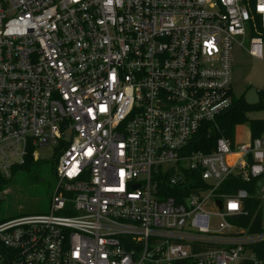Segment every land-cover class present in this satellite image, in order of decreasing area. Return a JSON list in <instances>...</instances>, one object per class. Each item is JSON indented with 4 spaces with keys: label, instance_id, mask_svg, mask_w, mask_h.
<instances>
[{
    "label": "built area",
    "instance_id": "1",
    "mask_svg": "<svg viewBox=\"0 0 264 264\" xmlns=\"http://www.w3.org/2000/svg\"><path fill=\"white\" fill-rule=\"evenodd\" d=\"M246 38L263 58L264 0H0V204L58 158L48 212L0 210V264H264V132L190 149Z\"/></svg>",
    "mask_w": 264,
    "mask_h": 264
},
{
    "label": "rangeland",
    "instance_id": "2",
    "mask_svg": "<svg viewBox=\"0 0 264 264\" xmlns=\"http://www.w3.org/2000/svg\"><path fill=\"white\" fill-rule=\"evenodd\" d=\"M242 41V38H238ZM249 38L243 46L235 43L232 51V92L234 97L243 96L247 102L257 104L260 94L264 91V51L263 58L249 54ZM250 118L264 119L263 107L250 113ZM237 142L249 140L247 124L238 126ZM38 159L30 171H19L7 185L8 193L3 195L0 204L1 217L22 214H37L48 212L51 205L57 177L53 147H37ZM35 160V159H34ZM212 207V206H211ZM215 224V220H213ZM196 249V248H195Z\"/></svg>",
    "mask_w": 264,
    "mask_h": 264
},
{
    "label": "trees",
    "instance_id": "3",
    "mask_svg": "<svg viewBox=\"0 0 264 264\" xmlns=\"http://www.w3.org/2000/svg\"><path fill=\"white\" fill-rule=\"evenodd\" d=\"M264 103V91L260 94V102L257 104H252L246 101V99L241 97H234L233 95V104L232 106L222 113L217 119V126L214 127L210 132L203 128L200 130L192 139L190 143V149L193 150H202L205 152H209L213 150L216 146L217 139L220 136H227L233 143L237 141V128L240 125L247 124L249 127V135L250 138H254L258 135H261L264 132V119H254L250 118L249 115L252 112L258 111L263 107ZM55 161L58 159L55 156ZM37 160H34L33 155L30 153L26 156L25 162L15 165L12 167V171L10 177L5 178L1 181V184L8 185L11 180L16 176V174L21 171H30L32 166L36 164ZM4 181V182H3ZM232 182V183H231ZM228 186V192L233 193L237 189L244 187V184L236 179L235 181H231ZM251 204H256L255 202H251ZM256 230L259 227L255 228ZM174 264H195L192 260H177Z\"/></svg>",
    "mask_w": 264,
    "mask_h": 264
},
{
    "label": "water",
    "instance_id": "4",
    "mask_svg": "<svg viewBox=\"0 0 264 264\" xmlns=\"http://www.w3.org/2000/svg\"><path fill=\"white\" fill-rule=\"evenodd\" d=\"M219 204H221V202L219 201Z\"/></svg>",
    "mask_w": 264,
    "mask_h": 264
},
{
    "label": "snow or ice",
    "instance_id": "5",
    "mask_svg": "<svg viewBox=\"0 0 264 264\" xmlns=\"http://www.w3.org/2000/svg\"><path fill=\"white\" fill-rule=\"evenodd\" d=\"M233 207H235V205H233Z\"/></svg>",
    "mask_w": 264,
    "mask_h": 264
}]
</instances>
